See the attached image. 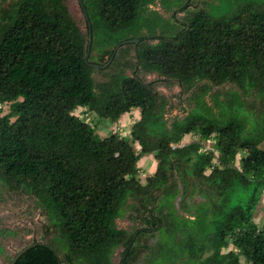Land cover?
Instances as JSON below:
<instances>
[{"label": "trees", "instance_id": "1", "mask_svg": "<svg viewBox=\"0 0 264 264\" xmlns=\"http://www.w3.org/2000/svg\"><path fill=\"white\" fill-rule=\"evenodd\" d=\"M83 1L90 62L104 65L122 39L140 40L105 69L86 64L89 26L84 17L82 31L65 0L0 1V202L4 192L33 198L58 245L34 240L15 264H114L121 247L119 264H241V255L264 264V226L255 222L264 192V0L190 12L187 3L172 35L154 33L156 0ZM129 48L134 58L125 60ZM160 83L193 103L183 118L169 122ZM133 110L140 118L129 137L97 131ZM189 134L200 140L181 146ZM147 155L157 170L142 183ZM125 208L143 225L135 232L117 225ZM8 233L0 228L1 238Z\"/></svg>", "mask_w": 264, "mask_h": 264}, {"label": "rangeland", "instance_id": "2", "mask_svg": "<svg viewBox=\"0 0 264 264\" xmlns=\"http://www.w3.org/2000/svg\"><path fill=\"white\" fill-rule=\"evenodd\" d=\"M1 1V0H0ZM70 13L72 14L74 20L78 24V26L84 32L86 30V24L83 12L79 5L78 0H65ZM187 10H200V9H208L211 7L212 3H218L217 0H156L151 5H149L150 11L157 12L161 17L157 19V29L154 31L155 34H165V35H172L173 32H178L183 27V22L185 21V12H181L179 10L180 7L187 4ZM224 11L227 10V7L230 6L228 3H222L221 5ZM213 7V6H212ZM170 28V30H167ZM175 30V31H174ZM173 31V32H172ZM130 36V35H128ZM125 36L124 38H126ZM137 39V38H134ZM122 39L121 41H124ZM134 58V49L129 48L126 50L125 53V60L126 59H133ZM127 74H131V70H127ZM101 75H97V77ZM143 78L146 81H151L157 78V75L154 73L150 74H142ZM159 90L165 94L168 99L170 100L173 108L170 112L167 113V118L169 122H171L175 117L183 118L188 111L191 110L193 107V103H188L186 101L187 94L182 93V89L174 84H163L160 83L158 86ZM206 100L210 103V96L206 97ZM10 111L9 104L3 105V114H6ZM84 108H78L75 111V115L81 116L83 119L88 120L96 115L93 112L84 113ZM140 118V111L133 110L132 112L123 115L119 121L117 122H110L103 120L100 122L99 127H97V131L101 136H106L111 132H117L121 135L126 137L130 136L131 129L133 124L139 120ZM200 140L198 134H189L184 137L182 142L180 143L181 146L188 145L193 141ZM203 142V141H202ZM204 148L205 149H212L214 147V141L208 140L204 141ZM264 146V145H262ZM244 153H240L238 155V160L243 157ZM157 160L155 159L154 155H147L144 156L138 166L140 168V179L142 183H145L149 176L155 174L157 170ZM239 164V163H238ZM207 174L209 171L206 172ZM175 179L179 182V188L182 186L181 180L179 179L178 174L175 175ZM260 202V206H258V215L256 216L257 222H262L260 225L264 226V203ZM3 201L0 202V228L6 229L9 231L5 237H0V244L2 247V251H0V264H9L11 258L24 246L29 244L32 241H39L43 243H51L53 246L57 243L53 242L54 232L48 228V222L46 216L42 213V211L36 206L35 201L33 198L12 192L6 194L3 193ZM180 197H176L175 203L177 207L179 205ZM201 197L199 195H195L191 201L193 203L201 201ZM127 209V208H125ZM127 213L123 218L117 219V225L120 228H124L128 230L130 233L135 232L138 228H141L143 225L140 223H134L129 218L128 209L126 210ZM257 212V211H256ZM255 212V215H256ZM180 213H183L180 211ZM150 237V236H149ZM156 241V238H148V243H152ZM231 249H234L233 245H230L229 248L224 249V252H227ZM123 251V247L118 248L115 251L113 256V263L119 264L121 260V253ZM240 263L241 264H251L244 255L240 256ZM141 264V261H140Z\"/></svg>", "mask_w": 264, "mask_h": 264}, {"label": "water", "instance_id": "3", "mask_svg": "<svg viewBox=\"0 0 264 264\" xmlns=\"http://www.w3.org/2000/svg\"><path fill=\"white\" fill-rule=\"evenodd\" d=\"M78 2H79L81 10H82L84 17H85V19L88 23V26H89L88 47H87V53L85 55V62L89 67H91L93 69H105L111 64L116 52L118 51V49L121 46L126 45V44H138L140 42L139 39H128V40H124V41L120 42L119 44L116 45V47L114 49V53L111 56L110 60L104 65L99 64V63L90 62L89 57H90L91 46H92V41H93L92 24H91L90 17H89V14H88V11L86 9L84 1L78 0ZM38 244H40V243L35 242V243H32V244L24 247L23 249H21L19 252L16 253V255L14 256V258L10 264H15L24 253H26L28 250H30L31 248L35 247Z\"/></svg>", "mask_w": 264, "mask_h": 264}, {"label": "crops", "instance_id": "4", "mask_svg": "<svg viewBox=\"0 0 264 264\" xmlns=\"http://www.w3.org/2000/svg\"><path fill=\"white\" fill-rule=\"evenodd\" d=\"M262 202L264 203V195H263V200H262ZM260 206V205H259ZM260 212L262 211V210H259ZM258 210H257V212H256V215H255V222L257 223V224H261V223H263V221L260 223V222H257V220H256V216L258 215V212H259ZM263 212V211H262Z\"/></svg>", "mask_w": 264, "mask_h": 264}]
</instances>
